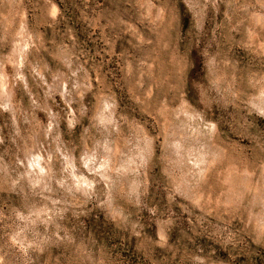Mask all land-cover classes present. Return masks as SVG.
<instances>
[{
    "label": "rangeland",
    "instance_id": "rangeland-1",
    "mask_svg": "<svg viewBox=\"0 0 264 264\" xmlns=\"http://www.w3.org/2000/svg\"><path fill=\"white\" fill-rule=\"evenodd\" d=\"M0 264H264V0H0Z\"/></svg>",
    "mask_w": 264,
    "mask_h": 264
},
{
    "label": "bare ground",
    "instance_id": "bare-ground-1",
    "mask_svg": "<svg viewBox=\"0 0 264 264\" xmlns=\"http://www.w3.org/2000/svg\"><path fill=\"white\" fill-rule=\"evenodd\" d=\"M2 86V85H1ZM5 86V85H4ZM6 89V88H5ZM5 89H4V93H5ZM7 93V92H6ZM9 95V94H8Z\"/></svg>",
    "mask_w": 264,
    "mask_h": 264
}]
</instances>
